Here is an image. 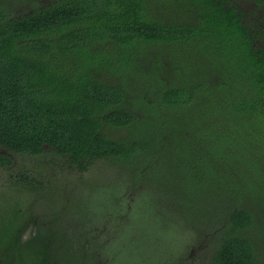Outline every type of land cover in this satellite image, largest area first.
Instances as JSON below:
<instances>
[{
	"label": "trees",
	"instance_id": "obj_1",
	"mask_svg": "<svg viewBox=\"0 0 264 264\" xmlns=\"http://www.w3.org/2000/svg\"><path fill=\"white\" fill-rule=\"evenodd\" d=\"M0 149L108 162L209 264H264V7L0 0Z\"/></svg>",
	"mask_w": 264,
	"mask_h": 264
},
{
	"label": "rangeland",
	"instance_id": "obj_2",
	"mask_svg": "<svg viewBox=\"0 0 264 264\" xmlns=\"http://www.w3.org/2000/svg\"><path fill=\"white\" fill-rule=\"evenodd\" d=\"M238 1L244 9L262 7L253 6L252 0ZM10 156L12 164L0 167V245L3 232L18 227L21 241L31 236L35 248L50 244L46 254L54 251L51 257L57 264H173L172 255L183 254L188 255L184 264H209L210 241L196 238L189 247L194 231L174 212L163 217L166 205L157 212L147 194L131 195L123 181L127 175L117 166L97 161L79 172L52 154ZM8 234L4 242L13 233ZM104 242L107 247L102 249ZM36 261V255L23 251L15 264Z\"/></svg>",
	"mask_w": 264,
	"mask_h": 264
},
{
	"label": "flooded vegetation",
	"instance_id": "obj_3",
	"mask_svg": "<svg viewBox=\"0 0 264 264\" xmlns=\"http://www.w3.org/2000/svg\"><path fill=\"white\" fill-rule=\"evenodd\" d=\"M253 6H259V5L255 2H253ZM260 6L264 7V5H260ZM12 224L13 223H11V225ZM25 224L26 223H22V224H20L21 226H19V227H22ZM17 228H11L9 231L5 230L3 232V234H4V237L2 238L3 239L2 240L3 246L0 245V246H2V247H0V250H2V251H0V264H6V262H7L6 258L8 256H10V259L8 260L10 262V264H15V262L21 258L23 251H30L33 255L37 256V261L33 264H57L58 263V260L52 259V257H51L53 255L54 251L51 254L49 253V255L46 254V251L49 250L48 245L51 247L50 244L45 245L46 244L45 243V244L35 248L34 247L35 244H33L31 241V239L35 240V238H31V236H29L25 241H21L20 237H17V234L20 235V233H17V230H16ZM8 232H12L13 234L11 235V237L7 241L4 242V240L9 235ZM18 241L21 243H19ZM100 254H102V253H100ZM75 259L77 261L76 257H75ZM50 261H52L53 263H51ZM63 264H71V263L66 262ZM78 264H86V262L79 260Z\"/></svg>",
	"mask_w": 264,
	"mask_h": 264
},
{
	"label": "water",
	"instance_id": "obj_4",
	"mask_svg": "<svg viewBox=\"0 0 264 264\" xmlns=\"http://www.w3.org/2000/svg\"><path fill=\"white\" fill-rule=\"evenodd\" d=\"M0 152H6V151L3 149H0ZM6 153H8V152H6ZM8 154H10V153H8ZM0 251H2V250H0Z\"/></svg>",
	"mask_w": 264,
	"mask_h": 264
}]
</instances>
